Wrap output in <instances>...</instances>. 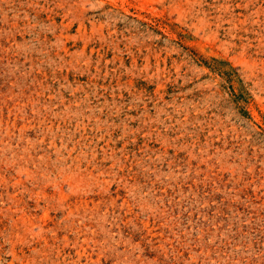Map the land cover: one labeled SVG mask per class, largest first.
Listing matches in <instances>:
<instances>
[{"label": "rangeland", "instance_id": "1", "mask_svg": "<svg viewBox=\"0 0 264 264\" xmlns=\"http://www.w3.org/2000/svg\"><path fill=\"white\" fill-rule=\"evenodd\" d=\"M0 264H264V0H0Z\"/></svg>", "mask_w": 264, "mask_h": 264}]
</instances>
